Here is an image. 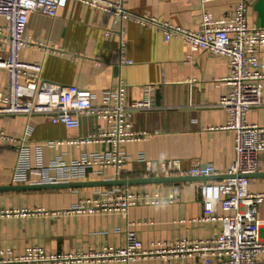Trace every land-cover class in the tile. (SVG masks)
<instances>
[{
	"label": "crops",
	"instance_id": "obj_1",
	"mask_svg": "<svg viewBox=\"0 0 264 264\" xmlns=\"http://www.w3.org/2000/svg\"><path fill=\"white\" fill-rule=\"evenodd\" d=\"M122 2L137 16L171 22L189 31L199 29L203 12L216 18L231 17L245 2L249 26L258 28L259 23L254 8L258 0H221L205 5L199 0ZM24 40L28 45L22 51V59L41 63L43 80L75 90H89L94 106L118 89L122 91L124 105L150 101L151 109L134 112L128 121L126 131L135 139L119 147L126 164L118 179L145 178L147 165L158 168L170 161L175 165L174 176H190L195 166L209 164L221 175L231 169L236 159V134L224 129L230 117L219 107L221 98L231 90L227 81L231 68L226 57L192 51L180 37L166 41L164 31L153 25L142 26L132 20L114 25L112 18L103 12L73 1L59 10L55 18L30 13ZM258 55L264 63V50ZM6 81V73L2 72L0 89ZM247 120L264 127V104L252 108ZM0 131L15 139L25 137L29 141L28 163L33 167L41 163L48 176L57 181L64 180L63 172L72 169L76 161L94 160L112 150L106 143L84 142L90 135L110 131L107 122L95 116L82 115L78 129H67L45 115L0 116ZM1 144L0 187L29 186L12 182L19 157L16 143ZM79 171L83 176L68 183L117 179L114 165L94 164ZM211 177L209 181L223 180ZM204 183L129 186L132 192L150 198L148 203L132 206L125 213L98 215L65 211L94 198L99 191L115 187L0 192V212H24L0 216V250L23 254L28 248L42 247L51 254L100 255L124 248L127 231L135 232L145 249L156 243L213 239L222 226L217 221H200L203 216L200 186ZM250 191L264 194V152L256 176L250 178ZM172 196L176 199H171ZM39 210L47 215L37 213ZM216 215L229 213L218 205ZM258 217L264 236V202L259 206ZM178 263L200 264V260L173 257L125 263L100 256L73 264Z\"/></svg>",
	"mask_w": 264,
	"mask_h": 264
},
{
	"label": "built area",
	"instance_id": "obj_2",
	"mask_svg": "<svg viewBox=\"0 0 264 264\" xmlns=\"http://www.w3.org/2000/svg\"><path fill=\"white\" fill-rule=\"evenodd\" d=\"M70 1L103 12L112 18L114 25H122L131 20L142 26L153 25L164 31L166 41L174 36L180 37L190 45L192 51H204L228 59L231 75L227 81L231 90L221 98L219 107L225 109L230 117L224 129L236 134V159L225 174L230 178L219 182L208 180L200 186L203 203L200 221L220 222L221 232L213 239L156 243L145 249L136 233L127 231L125 247L114 252L100 255L93 252L82 255L51 254L42 247H32L23 254H16L10 249H3L0 250V264H73L100 256L125 263L150 258L167 260L173 257H195L200 260V264H264V236L262 221L258 217L264 194L250 191L249 177L259 170L260 157L264 152V127L247 120V114L252 108L264 104V63L258 55L260 50H264V29L249 26L248 5L245 2L237 7L231 17L216 18L211 13L203 12L199 29L189 31L171 22L137 16L124 7L122 0H0V21L3 22L0 25V74L5 72L7 80L5 87L0 89V116L45 115L67 129H78L82 115L95 116L106 121L110 131L90 135L84 142L112 146L106 156L76 161L72 169L68 168L63 172L64 180L57 181L48 176L41 163L37 167L28 163L29 141L25 137L15 139L0 131V148L2 142H14L19 154L13 185L68 183L83 176L79 174V169L94 164L116 166L119 178L126 164L119 147L122 143L135 139L126 131L128 121L134 112L152 108L149 100L124 105L121 89L108 93L100 105L94 106L93 94L89 90H75L47 82L41 77V63L22 59V51L28 45L24 40V33L29 14L39 12L55 18L59 10L67 7ZM199 1L205 5L221 0ZM190 59L191 57L188 58ZM125 62L130 64L129 61ZM150 90L151 88L146 89L148 92ZM174 166L172 161L158 168L147 165L144 177L174 176ZM189 175L209 177L221 174L209 164L195 166ZM148 199L150 198L146 195L132 192L129 187H115L99 191L94 198L80 202L65 212L87 215L125 213L132 206L148 203ZM171 199L175 200L176 197L172 196ZM218 205L229 215L218 217ZM37 213L47 215L44 210ZM20 214L24 212H0V216Z\"/></svg>",
	"mask_w": 264,
	"mask_h": 264
},
{
	"label": "water",
	"instance_id": "obj_3",
	"mask_svg": "<svg viewBox=\"0 0 264 264\" xmlns=\"http://www.w3.org/2000/svg\"><path fill=\"white\" fill-rule=\"evenodd\" d=\"M258 13V28L264 29V0H258L254 6ZM256 174L249 176L250 178ZM212 177H192V176H171V177H152V178H135V179H115L109 181L95 182H71L59 184L29 185V186H9L0 187V192L5 191H29V190H53V189H79L91 187H129V186H145V185H161V184H179L184 182L202 181L206 182ZM218 178H230L227 175H221Z\"/></svg>",
	"mask_w": 264,
	"mask_h": 264
}]
</instances>
